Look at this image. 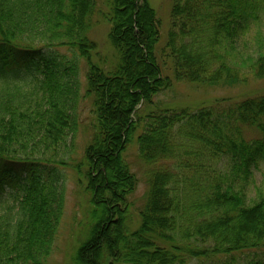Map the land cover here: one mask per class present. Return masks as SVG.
<instances>
[{
  "label": "trees",
  "instance_id": "1",
  "mask_svg": "<svg viewBox=\"0 0 264 264\" xmlns=\"http://www.w3.org/2000/svg\"><path fill=\"white\" fill-rule=\"evenodd\" d=\"M97 4L0 0V264H46L65 211L67 171L84 179L91 204L73 264H188L264 251V193L252 199L237 189L264 161V87L227 107L145 110L172 76L227 89L264 79V34L240 40L264 0H172L161 47L148 0H106V11ZM97 13L117 52L110 69L93 59ZM84 99L93 122L80 162L74 138ZM245 127L259 136L246 138ZM135 133L149 167L136 223L128 200L137 177L125 160ZM222 157L229 175L216 168ZM6 186L16 190L2 198Z\"/></svg>",
  "mask_w": 264,
  "mask_h": 264
},
{
  "label": "rangeland",
  "instance_id": "2",
  "mask_svg": "<svg viewBox=\"0 0 264 264\" xmlns=\"http://www.w3.org/2000/svg\"><path fill=\"white\" fill-rule=\"evenodd\" d=\"M149 4L155 9L157 16H159L161 22V40L160 47L165 43L166 35L169 31L170 16L169 11L171 8L172 0H148ZM97 7L99 10L106 11V0H98ZM101 13H97L93 19V26L91 32V39L96 41L97 48L95 50V55L93 59L96 63L102 66L104 69H110L115 63L117 58V52L112 47L110 40H108L109 24ZM255 26L252 25L251 29L241 37L240 40H251L254 37V32L256 30L264 34V10L261 12L259 21H255ZM164 41V42H163ZM159 46V45H158ZM58 52L66 54V56L71 57V53L67 51L66 47H59ZM79 61L81 65L80 81L83 86L85 83V68L86 65ZM164 66V65H163ZM166 67V66H164ZM167 74L171 77L170 72L165 70ZM172 85L170 88L162 90L153 98V102L145 110L149 111L152 108H185L189 107L191 110L199 107L201 105H216L221 107H227L233 105L237 100L250 94L252 91L261 92L264 87V79H250L246 84L239 85L238 87L227 89V88H212L209 86H193L192 84L185 81H178L173 76L171 77ZM84 87V86H83ZM82 87V89H83ZM82 90V95H83ZM81 116L82 125L78 129V133L74 138L75 142V160L81 162L83 149L88 144L90 140L92 131L90 130L91 124L93 122L92 113L90 110V100L84 99L81 104ZM139 133V132H138ZM243 134L246 138L258 137L259 134L253 128L245 127ZM137 134L132 137V141L125 152V160L129 162L130 171L135 173L137 177V187L132 195L129 197V218L132 222L138 221V209L144 202L145 192L147 190L146 176L149 167L141 162L138 158V152L136 151V138ZM13 172L19 170L17 165H15ZM231 163L228 158L222 157L217 164V169L220 173H225L227 175L231 174ZM84 168L82 169V171ZM12 172V175L14 173ZM77 172L67 171L68 179L65 183V205L64 214L61 218V223L57 230V236L54 241L53 249L50 256L46 260V264H73L72 257L75 250L79 245L87 238L89 233V227L92 221L90 220V207L89 195L84 193L85 181L80 176H77ZM242 185V186H240ZM243 187L244 191L249 198L255 199L260 194L264 193V161H261L257 168H254L252 175L247 181L242 184L239 182L237 189ZM5 192L1 196L2 198L7 197V195L13 190L14 187H5ZM7 199V198H6ZM233 261H238L239 264H264V251L258 249L255 251H245L237 252L232 256ZM231 256H218L212 259L205 260L204 258L200 260L191 259L188 264H226L233 261Z\"/></svg>",
  "mask_w": 264,
  "mask_h": 264
}]
</instances>
